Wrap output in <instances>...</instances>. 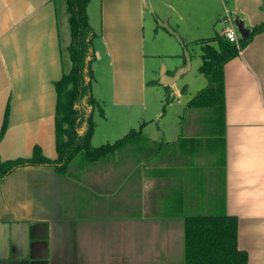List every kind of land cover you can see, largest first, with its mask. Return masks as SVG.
<instances>
[{"label":"crops","instance_id":"1","mask_svg":"<svg viewBox=\"0 0 264 264\" xmlns=\"http://www.w3.org/2000/svg\"><path fill=\"white\" fill-rule=\"evenodd\" d=\"M225 11L250 32L264 21V0L87 1L96 52L91 91L105 104L91 144L112 142L141 124L142 137L95 161L72 163L65 173L25 165L2 177L0 264H183L181 188L163 186L157 197L152 184L186 178L174 173L186 171L185 159L175 162L185 141L178 136L164 145L157 132H144V123L153 120L146 112L154 111L146 89L158 83L146 75L147 65L153 67L145 56L156 53L154 38L146 47L145 27L155 37L156 28L167 24L182 44L200 46L196 40L220 34L217 20ZM69 40L66 0H0V128L5 113L7 119L2 160L28 157L34 146L56 156L54 82L70 69ZM223 80V210L237 217V245L247 253L246 264H264V30L224 63ZM169 90L181 93L174 83ZM107 101L116 108L112 112ZM117 107L131 113L120 115ZM163 167L164 175L157 174ZM202 195L195 192L184 202L202 204ZM160 211L181 221L164 228L123 225L154 219Z\"/></svg>","mask_w":264,"mask_h":264},{"label":"trees","instance_id":"2","mask_svg":"<svg viewBox=\"0 0 264 264\" xmlns=\"http://www.w3.org/2000/svg\"><path fill=\"white\" fill-rule=\"evenodd\" d=\"M87 1L66 0L70 30L67 50L71 66L54 82L56 91L54 112L56 156L49 158L42 153L40 147L34 146L28 157L7 160L0 158V179L14 169L25 165L47 166L58 173H65L72 163L79 165L85 161H95L123 144L125 145L130 139L136 136L142 137L141 124L137 129L131 128L128 133L113 142L97 146L91 144L90 139L96 126L93 113L95 108H98L102 115L103 108L91 91L93 80L91 64L95 59L93 48L95 31L88 22ZM262 30H264V21L252 27L247 37L239 38L237 43L227 41L220 34L196 40L200 43L201 49V63L198 66V71L205 77L206 84L186 102V107L210 111L208 120L212 131L215 129V126H212L213 123H221L219 135L222 141L220 184L222 200L219 204L212 200L211 210L200 212L203 210V203L184 202L185 196L195 194L193 186L196 184L192 178L193 175L190 176L192 169L186 167V171L184 169L173 171L177 175L179 173L183 175L184 172L186 174V178L181 183V202H178L183 210V264H246L247 262L246 251L237 245V217L223 210L225 201L223 65L227 60L236 56L253 35ZM182 45L184 46V44ZM165 89L167 92L165 103H169V86H165ZM184 91L183 87L181 93ZM6 120L5 113L1 123L0 137L5 130ZM210 138L212 143V140L217 139L218 136L215 138L212 135ZM179 139H181L180 141L188 140L182 132ZM163 144L167 145L166 141ZM165 170L166 168L163 167L157 170V174L164 175ZM184 188H187L186 192H184Z\"/></svg>","mask_w":264,"mask_h":264},{"label":"rangeland","instance_id":"3","mask_svg":"<svg viewBox=\"0 0 264 264\" xmlns=\"http://www.w3.org/2000/svg\"><path fill=\"white\" fill-rule=\"evenodd\" d=\"M166 9V7H164ZM164 12L167 13V17H169V12L164 10ZM157 27V26H156ZM171 27L168 25L166 29L163 27L156 28V35L154 37L153 33H149V28L145 27V33H146V47L148 46V43L151 44V42H148V40H151L154 38L153 49L156 54H146L145 61L150 62L151 66L153 67V71L151 70L150 66L147 65V71L146 75L148 79H156L160 80V71L161 68H165V77L163 78L164 81H168L170 78L173 77L174 72L177 70H180L183 68L185 64V54H184V46L189 54V68L185 70L184 72L180 73L178 77L175 78L174 85L176 88H178V91L181 92V88L185 87L186 90L183 93H180L179 96L177 95H169L170 100L169 103H165V96L167 94L166 89L162 86L161 83H155V85H152V87H147V98L149 96L148 91H150L152 94L149 102L153 98V103H149L148 105L154 106V111L150 110L148 108L147 114L153 115L150 116L153 120L147 121L144 123L143 127H145L144 132L145 133H158V136L163 140H172L176 139L179 134L182 132L186 138H188L185 143L180 144L176 148V151L178 152V155L175 157V162L178 160H181L182 158L186 160L187 168L192 169L190 176L192 177L196 186L194 187L193 192H197L199 195L203 193L204 203H203V210L204 211H210L211 205L213 204L212 200H214V203H221L220 200H222L221 197V150H222V141L221 136L219 135L221 133V123L215 122L212 124V126H215V129L211 130V125L209 123V116L210 111H206L205 109L201 108H195V107H186V102L202 87L206 84L205 77L198 71V66L201 63V49L198 44H191V43H184V46H182L176 36L169 35V29ZM152 34V35H151ZM179 34V32L177 33ZM181 37V35L179 34ZM171 39V44H168L166 42L167 39ZM95 38H93L94 40ZM169 39V40H170ZM182 39V37H181ZM97 41L94 42L96 46ZM69 54H66L65 62L69 63ZM96 57V52H95ZM153 90V91H151ZM102 108L105 107V104H103V101H99ZM108 104H106V109L115 110L112 108L111 103L107 101ZM164 105V109L162 110V107ZM104 111V110H103ZM117 113L123 114L124 116L126 114H130V109H126L125 107H117ZM153 112L154 114H151ZM110 113V112H109ZM156 113H158V116ZM94 119L96 123L99 120V116L102 117L100 114V111L98 108H95L93 113ZM112 116V115H111ZM128 117V115H126ZM218 124H219V133H218ZM182 126V129H181ZM214 135L215 138L218 136L217 139H213L212 143L210 142V137ZM220 136V137H219ZM114 141V140H113ZM112 141V142H113ZM133 142L134 139L132 140ZM136 143V142H135ZM93 145V144H92ZM141 146V145H139ZM181 147V149L179 148ZM182 151V152H181ZM181 152V155H180ZM181 158V159H180ZM219 162V163H218ZM169 164H173L170 160L167 161ZM100 165V164H99ZM109 165V164H108ZM112 167V165H111ZM173 171V170H172ZM169 176V175H168ZM167 176V177H168ZM180 176V175H178ZM174 178L168 177L165 179H157L155 183L152 184V186L156 187V195L158 197L162 196L159 193L163 191V186H167L169 190H172L173 188L179 189L182 186V181H179V179H176L174 181ZM167 182V183H166ZM181 184V185H180ZM186 184V183H185ZM194 185V183H193ZM187 186V185H186ZM185 186V187H186ZM142 190V188H141ZM159 191V192H158ZM199 211V210H197ZM165 211H160L159 216L150 219V220H141V221H134V223H127L124 222L123 225L125 226H134L139 228H145V227H168L170 222L176 223L181 221V219L177 220L174 219L170 221L169 218H166ZM109 225H114L110 224ZM182 225V224H181ZM176 227V224H174ZM179 227V226H178Z\"/></svg>","mask_w":264,"mask_h":264},{"label":"water","instance_id":"4","mask_svg":"<svg viewBox=\"0 0 264 264\" xmlns=\"http://www.w3.org/2000/svg\"><path fill=\"white\" fill-rule=\"evenodd\" d=\"M235 24H236V26H237L238 32L240 33V36H241L242 38L247 37V35L249 34V29H248L246 26H244L243 21L240 20V19H238V18H236V20H235ZM163 26L167 27V24H163ZM169 31H170L174 36H176V38H177V39L181 42V44H182V41H181L179 35L177 34V32H175V31L172 30V29H169ZM182 46H183V45H182ZM184 54H185V64H186V65H185L183 68H181L180 70H177V72L175 71L173 77L170 78L168 81H167V80L164 81V79H163V78L165 77L166 72H165V68L162 67V68H161V71H160V80L158 81L159 83H161V84L165 83V86H170L171 84H173V83L175 82V78L178 77V76L180 75V73L184 72L185 70H187V69L189 68V55H188V52H187V50H186L185 47H184ZM85 70H86V69H85ZM162 82H163V83H162ZM163 85H164V84H163Z\"/></svg>","mask_w":264,"mask_h":264},{"label":"built area","instance_id":"5","mask_svg":"<svg viewBox=\"0 0 264 264\" xmlns=\"http://www.w3.org/2000/svg\"><path fill=\"white\" fill-rule=\"evenodd\" d=\"M217 22L221 26L219 30L220 35L229 42L237 43L241 36L235 24V19L231 16L230 12L225 11L223 15L219 16Z\"/></svg>","mask_w":264,"mask_h":264}]
</instances>
